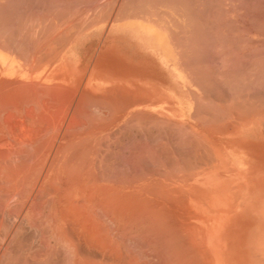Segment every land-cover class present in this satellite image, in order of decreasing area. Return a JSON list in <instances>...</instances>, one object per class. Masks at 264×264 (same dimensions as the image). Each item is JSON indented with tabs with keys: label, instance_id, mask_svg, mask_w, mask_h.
I'll use <instances>...</instances> for the list:
<instances>
[{
	"label": "bare ground",
	"instance_id": "1",
	"mask_svg": "<svg viewBox=\"0 0 264 264\" xmlns=\"http://www.w3.org/2000/svg\"><path fill=\"white\" fill-rule=\"evenodd\" d=\"M92 9H76L77 14L67 9L73 17L58 10L59 19L52 15L58 28H50L47 37L33 31L40 38L28 36L16 44L18 37L14 44L12 36L11 45H0V264H228L210 179L188 185L191 194L184 203L181 185L168 189L164 181L169 177L164 152L159 153L162 173L156 178L148 167L154 152L142 146L140 153L134 145L125 155L124 173L117 163L105 169V149L120 138L122 121L132 126L141 119L150 125L153 97L162 94L154 91L148 67L139 73L138 65L128 63L120 71L117 43H135L142 53L157 52L163 59L169 49L160 26L121 19L122 10L114 7L104 11L106 16ZM52 26L42 32L48 34ZM157 102L161 122L168 108L162 98ZM137 159L144 163L141 172ZM219 196L224 197L217 212L222 215L229 195L220 191ZM126 216L131 246L118 232ZM104 221L112 226L107 229ZM10 246L20 255L6 257Z\"/></svg>",
	"mask_w": 264,
	"mask_h": 264
},
{
	"label": "rangeland",
	"instance_id": "2",
	"mask_svg": "<svg viewBox=\"0 0 264 264\" xmlns=\"http://www.w3.org/2000/svg\"><path fill=\"white\" fill-rule=\"evenodd\" d=\"M114 1L91 0L88 3L85 0H77L74 3V0H66V3H70L69 8L64 3L65 0H60L59 8L63 12L59 14L70 13L71 10L77 14L86 8L91 10L92 7V11L99 8L104 12L107 9L106 13L113 7L114 10L121 9L122 12H119L120 16L122 15L121 19H141L163 28L167 33L169 51L163 59L157 52L151 51L150 55L142 53L135 43L125 41L117 43L120 53L117 57H120V62L118 58L116 61L119 63L120 71L126 70L125 66L128 63L138 65L139 73L148 67L154 91L160 89L163 95L153 97L155 108L153 119L147 118L152 120H149L150 125L148 120L140 119L141 123L140 120H136L132 126L130 123L128 126L126 120L122 121L117 133L120 138L116 135L119 139L111 140L105 149V169L116 166L117 163L118 171L124 173L126 154L134 145L139 146L137 148L140 153L142 146L154 152L153 166L148 167L152 168L156 178L162 173L159 153L164 152L162 155L167 158L165 176H169V179L165 177L167 180L164 181L170 184L167 185L168 189L176 190L181 185L185 192L182 194L184 203L189 197L188 194H191L188 185L197 183L203 185L204 180L210 179L212 191L218 193L213 194L217 204L220 205L224 199L219 196L220 191H227L229 195L224 209L230 211L225 210L221 215L217 213L219 205L215 206L217 219H221L220 232L225 237L226 262L264 264V0ZM122 8L127 10L124 11ZM106 13L102 15L106 16ZM107 26L105 23L102 30ZM75 31L72 30V37L76 36ZM161 98L168 110L160 122L156 110L157 101ZM145 124L151 128L148 129ZM145 127L149 133L145 131L147 130ZM146 134L151 136L149 137L151 140ZM147 138L151 143L146 140ZM150 145L153 146L152 149ZM137 161L139 171L144 163L138 159ZM186 209L189 210L186 207L183 211L185 214L182 213L185 218L189 214ZM128 216L127 221L124 218L120 224L123 226L119 227L122 231L118 229V232L124 237L126 242L124 244L131 246L129 237L133 231L129 223L127 224L130 221ZM105 222L108 229L111 223ZM109 229L112 231L113 227ZM125 230L129 236L125 234ZM13 247L8 248L6 257L20 255Z\"/></svg>",
	"mask_w": 264,
	"mask_h": 264
},
{
	"label": "crops",
	"instance_id": "3",
	"mask_svg": "<svg viewBox=\"0 0 264 264\" xmlns=\"http://www.w3.org/2000/svg\"><path fill=\"white\" fill-rule=\"evenodd\" d=\"M33 3H31V2ZM49 3H48V2ZM59 3H57V2ZM0 0V45H11L12 42L14 41V44L16 42V44H20L22 42V40H26L29 37H33L34 36H38V33H34L33 31H38L40 33L39 36H42V34L44 35V37H47L46 35H50L49 34V31L51 32L52 30L51 29H55L56 27L58 28V22L56 21L57 19H59L58 17V14H55V12H57L58 10V13L60 12V9L58 8L60 6V1L59 0ZM38 2V3H36ZM51 2V3H50ZM58 5H56V3ZM30 3V4H29ZM54 3V4H53ZM6 4V5H5ZM49 4V5H48ZM52 4V6H51ZM14 5V6H13ZM32 5V6H31ZM19 6V7H18ZM49 8H48V7ZM32 7V8H31ZM44 7V8H43ZM46 7V8H45ZM55 8V9H54ZM16 9V10H15ZM57 9V10H56ZM48 10V11H47ZM52 10V11H51ZM6 11V12H5ZM12 12V13H11ZM49 12V14H48ZM52 12L54 14H52ZM8 13V14H7ZM46 13H47V16H46ZM24 14V15H23ZM8 15V16H7ZM52 15L56 16L57 19L55 17H52ZM11 16V17H10ZM23 16V17H22ZM29 16V17H28ZM31 16V18H30ZM8 17V18H7ZM21 17V18H20ZM26 17V19H25ZM36 17L37 19V22H36V19H34ZM53 21V25L52 27H49V30H48V34H44L45 32H42V31H46V28H48V26H51V25H47L49 24L47 22V20H49V18ZM19 18V19H17ZM30 20H29V19ZM35 20H33V19ZM42 18V19H40ZM48 18V19H47ZM7 19V20H6ZM21 19V20H20ZM46 19V20H44ZM56 19V20H55ZM23 20V21H22ZM27 20V21H25ZM41 20V22H40ZM50 20V21H51ZM17 21V22H16ZM29 21V22H28ZM44 21V22H43ZM51 21V22H52ZM3 22V23H2ZM21 22V23H20ZM26 22V23H25ZM31 22V24H30ZM43 22V24H42ZM47 22V23H46ZM57 22V24H56ZM13 23V24H12ZM16 23V24H15ZM21 24V26L19 24ZM25 23V24H24ZM35 23V24H34ZM37 23V25H36ZM34 24V25H33ZM40 24H42L40 26ZM46 24V26L43 28V26ZM2 25V26H1ZM15 25V26H14ZM17 25V26H16ZM29 27H28V26ZM31 25V26H30ZM22 26L24 28H22ZM37 26V27H36ZM56 26V27H55ZM14 27V28H12ZM55 27V28H54ZM29 28H31L29 30ZM6 29V30H5ZM28 31H27V30ZM43 29V30H42ZM20 30V31H19ZM32 30V31H31ZM19 31V32H18ZM27 31V32H26ZM10 32V33H9ZM17 32V33H16ZM24 34V36L21 34ZM47 32V31H46ZM42 33V34H41ZM4 34V35H3ZM21 34V36H20ZM18 35V36H17ZM27 35V37H25ZM9 36H10V39H9ZM15 38H13V37ZM38 36V38H40ZM7 37V38H6ZM19 37V38H18ZM43 37V38H44ZM4 38V39H3ZM13 38V41H11ZM16 38H18V40H16ZM24 38V39H23ZM42 38V37H41ZM9 39V40H8ZM16 40V42H15ZM24 40V41H25ZM10 41V42H8ZM4 42V43H3ZM10 43V44H9ZM0 52H2V50L0 49ZM3 53V52H2Z\"/></svg>",
	"mask_w": 264,
	"mask_h": 264
}]
</instances>
